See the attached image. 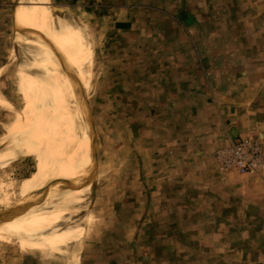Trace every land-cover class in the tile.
I'll list each match as a JSON object with an SVG mask.
<instances>
[{"label": "rangeland", "instance_id": "1", "mask_svg": "<svg viewBox=\"0 0 264 264\" xmlns=\"http://www.w3.org/2000/svg\"><path fill=\"white\" fill-rule=\"evenodd\" d=\"M62 1V5L48 0L41 3L54 15L66 16L77 27L75 50L73 54H67L61 64L62 84L54 87L58 97H54L55 103L49 107L46 118L39 122L36 136L31 129L27 131L31 138V154L19 155L7 166L0 167V215L8 210L14 212V216L4 223V228L12 231L0 239V264H71L75 254L78 255L76 264H155L159 260L154 258L156 255L167 262L172 260L173 264H181L187 250L172 252L165 246L172 238L178 237L185 242L186 235L166 233L171 220L154 219V212L145 220L139 217L143 205L140 200H144L146 193L145 183L140 182L145 177L141 167L145 163L149 166L155 163V156H151L153 161H148L150 156L145 155L141 148L144 144L138 138L140 120L146 114V108L134 105L137 90L112 89V82L119 80L121 84L123 76L108 73L112 66L122 69L137 64L138 59L134 58L151 45L127 41L123 37H118L115 44L109 43L108 34L113 29L106 17L103 18L106 11L93 6L111 5L119 0H79L80 6L69 4L73 0ZM167 2L178 6L173 11L162 12L167 19L183 25V14H193L206 29H211L214 48H209L210 51H228L248 57L264 52V0ZM14 4L15 0H0V60L5 64L0 73V91L16 108L25 106L21 95L27 108L23 111L14 109L0 93V131L8 121L12 127L10 133L0 137V160L11 154L19 136L30 127L31 100L21 83L20 54L8 40ZM115 12L111 11V19L123 16L122 12ZM183 29L187 30L185 26ZM195 30L200 33L203 26ZM192 45L196 52L203 51L200 48L202 42L192 41ZM123 51H126L125 58H133L131 62L116 59ZM46 123L51 127L49 141L43 136ZM237 138L260 142L264 162L263 141ZM47 144L50 149L47 155L59 158L61 167L55 175L42 180L39 156ZM223 145L213 154L218 168L221 167L215 154ZM80 177L91 184L86 197ZM23 206L28 209V214L22 219L20 210ZM169 209L164 207L163 210ZM69 217L80 220L81 239L68 244L62 252L49 250V239L66 225ZM8 222L10 224L6 225ZM176 227L187 230V218L178 220Z\"/></svg>", "mask_w": 264, "mask_h": 264}, {"label": "crops", "instance_id": "2", "mask_svg": "<svg viewBox=\"0 0 264 264\" xmlns=\"http://www.w3.org/2000/svg\"><path fill=\"white\" fill-rule=\"evenodd\" d=\"M73 1L69 4L81 5L79 0ZM150 1L119 0L93 6L106 11L103 18L113 29L109 43L123 37L151 45L134 58L137 64L108 70L113 76H123L121 84L112 82V89L137 90L133 103L146 108L138 138L145 155L150 156L148 161L155 156V163L141 167L145 177L140 182L145 183L146 193L140 200L139 217L145 220L154 212V219L171 220L166 233L186 235L185 242L177 237L165 246L172 252L187 250L181 264H264V162L258 172L237 173L224 171L213 161L215 149L230 137H251L264 143V52L248 57L210 51L214 35L196 16L183 14L182 25L162 13L177 9L176 4ZM115 10L123 16L111 19ZM202 26L200 33L195 30ZM191 40L202 42L203 51L196 52ZM124 52L116 59L133 60L125 58ZM4 65L0 60V73ZM20 97L23 108L6 99L14 109L23 111L27 103ZM28 129L11 154L0 160V167L19 155L31 154ZM11 130L8 121L0 137ZM80 181L86 197L91 184L82 177ZM13 216V210L0 215V239L11 233L4 223ZM183 218L189 227L177 230L178 220ZM154 258L159 259L155 264H173L162 256Z\"/></svg>", "mask_w": 264, "mask_h": 264}, {"label": "bare ground", "instance_id": "3", "mask_svg": "<svg viewBox=\"0 0 264 264\" xmlns=\"http://www.w3.org/2000/svg\"><path fill=\"white\" fill-rule=\"evenodd\" d=\"M42 1L15 0L11 12L12 30L8 37L10 45L20 54L21 83L26 90V95L31 100L29 129L32 130L33 136H36L39 122L46 118L49 107L55 103L54 87L61 86L63 76L59 69L62 68L61 64L65 62L67 54H73L78 33L77 27L69 18L64 15H54L46 5H42ZM50 129L51 127L49 128L46 123L43 136L47 141L50 140ZM48 146L47 144L46 150L42 149L43 152L41 150V156H39L42 180L55 175L61 167L59 158L52 154L51 156L47 155L50 150ZM44 154L46 155L44 156ZM24 190L26 191V189ZM27 214L28 209L25 206L21 207L20 218H25ZM78 239H81L80 220L69 217L66 225L61 226V230L57 234L54 233L49 239V250L61 251ZM77 258V254L73 255L71 264H76Z\"/></svg>", "mask_w": 264, "mask_h": 264}, {"label": "built area", "instance_id": "4", "mask_svg": "<svg viewBox=\"0 0 264 264\" xmlns=\"http://www.w3.org/2000/svg\"><path fill=\"white\" fill-rule=\"evenodd\" d=\"M215 156L225 170L258 172L263 163V148L256 140L232 137L216 151Z\"/></svg>", "mask_w": 264, "mask_h": 264}]
</instances>
